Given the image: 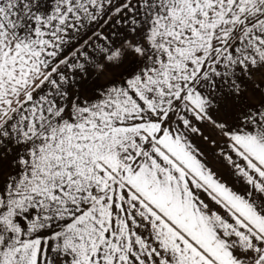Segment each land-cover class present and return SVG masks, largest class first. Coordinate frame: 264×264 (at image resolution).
Returning <instances> with one entry per match:
<instances>
[{
	"label": "snow or ice",
	"instance_id": "6c2138e0",
	"mask_svg": "<svg viewBox=\"0 0 264 264\" xmlns=\"http://www.w3.org/2000/svg\"><path fill=\"white\" fill-rule=\"evenodd\" d=\"M0 264H264V0H0Z\"/></svg>",
	"mask_w": 264,
	"mask_h": 264
}]
</instances>
